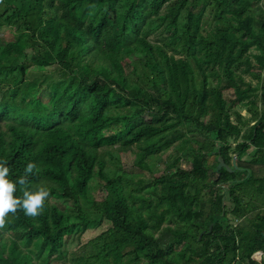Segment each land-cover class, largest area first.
I'll return each instance as SVG.
<instances>
[{
	"label": "trees",
	"instance_id": "obj_1",
	"mask_svg": "<svg viewBox=\"0 0 264 264\" xmlns=\"http://www.w3.org/2000/svg\"><path fill=\"white\" fill-rule=\"evenodd\" d=\"M3 27L0 163L49 197L8 215L0 264H56L87 230L69 264H264V0H2ZM172 146L149 181L123 169Z\"/></svg>",
	"mask_w": 264,
	"mask_h": 264
},
{
	"label": "rangeland",
	"instance_id": "obj_2",
	"mask_svg": "<svg viewBox=\"0 0 264 264\" xmlns=\"http://www.w3.org/2000/svg\"><path fill=\"white\" fill-rule=\"evenodd\" d=\"M152 39L154 37H151ZM0 45L2 46V55L4 56V60H3V66H5L6 64H9V60L12 59L15 55H16V47L15 44L12 42V37L8 31L7 28L3 27L0 29ZM252 53H256L255 49H251ZM66 56V54H64V57ZM129 60H131L132 62H135L136 66L138 65V63L136 62L137 58L135 55L129 57ZM7 61H9L7 63ZM262 76V81L264 80V74L263 72L261 73ZM244 78L248 81H252V77L250 75H244ZM256 80H253V83H256ZM7 90V86L5 82L0 83V90ZM241 113H244V109L240 110ZM6 121L5 120H0V124H4ZM245 130V129H244ZM244 134L246 135V130L244 131ZM243 134V137L245 138ZM178 141H174L173 145L175 146ZM174 146L169 147V148H165L162 149L160 152L155 153L152 156H146L143 160V162H145V166L144 168H139L138 166L135 165V163L133 162V156L129 153L127 154H123L122 155V165H123V169L125 171L128 172H132V173H136L137 177L134 178L133 183H135L138 180H144L149 181L150 178H152V174H160L162 171L165 170L166 165L165 163L169 160V158L171 156H173L174 153H176V149H174ZM214 157H209L208 158V164L212 165L214 163ZM184 167H188L186 166V163H182ZM99 187H96L94 189H92L91 191V195L92 197H95L96 199H101L104 196V192L101 189H98ZM179 224L178 221L175 220V218L173 216H169L168 220L165 222L164 225H168V226H177ZM102 230H87L85 231L82 235H80L77 239H73L72 241H69L66 243L67 246V254L65 255V257L56 260V264H60L61 262H65L64 264H69L68 260H69V253L71 251H82L84 250L87 245L88 242L92 239L97 237V235L101 232ZM254 258L258 261H260L261 259V255L258 253V255H256V253L254 254Z\"/></svg>",
	"mask_w": 264,
	"mask_h": 264
},
{
	"label": "clouds",
	"instance_id": "obj_3",
	"mask_svg": "<svg viewBox=\"0 0 264 264\" xmlns=\"http://www.w3.org/2000/svg\"><path fill=\"white\" fill-rule=\"evenodd\" d=\"M34 168L35 164L29 163L25 172L31 173ZM8 172L9 169L0 163V229L5 227L8 215H14L18 209H23L26 216L40 215L44 210L45 201L49 197V191L42 187L34 192L24 191L22 199L15 197L16 186L7 179ZM24 182L22 178L20 183Z\"/></svg>",
	"mask_w": 264,
	"mask_h": 264
},
{
	"label": "water",
	"instance_id": "obj_4",
	"mask_svg": "<svg viewBox=\"0 0 264 264\" xmlns=\"http://www.w3.org/2000/svg\"><path fill=\"white\" fill-rule=\"evenodd\" d=\"M233 160H234V159H233ZM221 165L223 166L224 163L222 162L221 159H219V162H218L217 165H216V170H217L218 168H220Z\"/></svg>",
	"mask_w": 264,
	"mask_h": 264
}]
</instances>
